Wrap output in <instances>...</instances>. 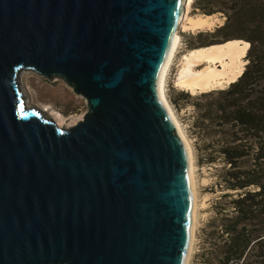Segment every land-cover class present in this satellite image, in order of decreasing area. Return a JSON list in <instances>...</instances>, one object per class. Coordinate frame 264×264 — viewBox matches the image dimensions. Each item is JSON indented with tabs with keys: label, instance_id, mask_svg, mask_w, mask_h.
I'll return each mask as SVG.
<instances>
[{
	"label": "water",
	"instance_id": "95a60500",
	"mask_svg": "<svg viewBox=\"0 0 264 264\" xmlns=\"http://www.w3.org/2000/svg\"><path fill=\"white\" fill-rule=\"evenodd\" d=\"M185 0H0V264H184L187 147L157 83ZM86 107L63 128L19 73Z\"/></svg>",
	"mask_w": 264,
	"mask_h": 264
},
{
	"label": "trees",
	"instance_id": "16d2710c",
	"mask_svg": "<svg viewBox=\"0 0 264 264\" xmlns=\"http://www.w3.org/2000/svg\"><path fill=\"white\" fill-rule=\"evenodd\" d=\"M193 7L224 19L211 31H196L190 50L232 42L246 61L235 80L195 97L198 126L211 153L222 157L219 181L230 190L210 221L200 262L264 264V0H196Z\"/></svg>",
	"mask_w": 264,
	"mask_h": 264
},
{
	"label": "rangeland",
	"instance_id": "374dc122",
	"mask_svg": "<svg viewBox=\"0 0 264 264\" xmlns=\"http://www.w3.org/2000/svg\"><path fill=\"white\" fill-rule=\"evenodd\" d=\"M194 2L196 0H190L189 2L187 7L188 17L194 18L206 15L200 13L198 8L193 7ZM206 16L212 19V27L202 28V31H211L215 26L221 24L224 19L223 15L218 12ZM197 31H201V29ZM195 32V30L178 29L179 43L164 78L163 94L188 142L193 162L192 166H194L193 175L197 208L193 242L187 264H204L200 262L199 253L208 245L206 232L210 228V221L216 217L219 203L223 199L222 193L230 190L224 189L219 181V172L223 166L222 157L218 153H211L208 146V136L198 126L195 103L199 99L195 97L200 91L189 92L175 85L182 56L190 50L189 46L197 44L196 38L193 37ZM206 39L210 40L211 37L207 36ZM189 40H191V43ZM242 45L244 46V44ZM243 63L245 64L246 61L244 60ZM243 67L244 65L242 70ZM19 82L27 104L38 108L42 116L51 118L59 127L66 128L74 124L86 112L83 98L73 93L71 88L58 77L46 79L30 70H23L19 73ZM217 88L220 87H214L212 90ZM181 90L186 91L188 95L185 97L178 95ZM232 196H235V193Z\"/></svg>",
	"mask_w": 264,
	"mask_h": 264
},
{
	"label": "bare ground",
	"instance_id": "6f19581e",
	"mask_svg": "<svg viewBox=\"0 0 264 264\" xmlns=\"http://www.w3.org/2000/svg\"><path fill=\"white\" fill-rule=\"evenodd\" d=\"M190 0L184 1V9L180 16L178 25L173 33V40L167 54L165 63L161 70L158 83H157V92L158 96L166 107L170 118L172 119L174 125L178 129L182 139L184 140L187 152H188V162H189V174H190V183H191V195H192V210H191V232L189 246L186 253L184 264H187L188 256L192 246L193 240V230L195 225V212H196V194L194 186V175L192 166V157L190 152V147L188 142L178 125L177 120L175 119L168 103L163 94V83L164 78L167 72V69L170 65L172 57L175 53L177 45L179 43L178 29L188 30V31H202V28H207L211 26L212 19L209 16H197V17H188L187 7ZM215 20V19H213ZM212 27V26H211ZM205 30V29H204ZM242 46L234 43H225L220 45H213L209 47H202L198 49H192L187 51L181 59V65L178 70L177 80L175 82L176 87L183 88L189 92L194 91H207L214 87H221L226 85L229 82L235 80L239 76L243 62L240 61ZM176 54V53H175ZM23 71V70H22ZM21 71V72H22ZM222 89V88H221ZM208 92V91H207ZM24 106L27 108L30 105L27 104L26 97L22 93ZM41 114V113H40Z\"/></svg>",
	"mask_w": 264,
	"mask_h": 264
}]
</instances>
